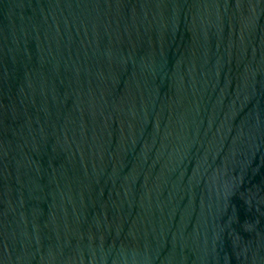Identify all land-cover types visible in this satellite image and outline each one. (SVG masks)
<instances>
[{"label":"water","instance_id":"1","mask_svg":"<svg viewBox=\"0 0 264 264\" xmlns=\"http://www.w3.org/2000/svg\"><path fill=\"white\" fill-rule=\"evenodd\" d=\"M0 264H264V0H0Z\"/></svg>","mask_w":264,"mask_h":264}]
</instances>
